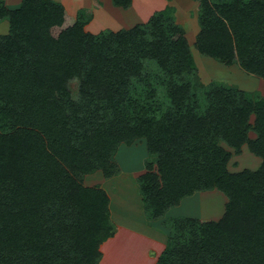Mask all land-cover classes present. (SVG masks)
<instances>
[{
  "label": "trees",
  "instance_id": "1",
  "mask_svg": "<svg viewBox=\"0 0 264 264\" xmlns=\"http://www.w3.org/2000/svg\"><path fill=\"white\" fill-rule=\"evenodd\" d=\"M191 1L196 51L264 81V0ZM175 11L94 34L54 0H0V264H99L116 229L84 178L118 175L119 146L141 139L147 222L195 193L226 198L218 219L164 220L155 264H264V96L201 83ZM243 145L261 163L231 172Z\"/></svg>",
  "mask_w": 264,
  "mask_h": 264
},
{
  "label": "rangeland",
  "instance_id": "2",
  "mask_svg": "<svg viewBox=\"0 0 264 264\" xmlns=\"http://www.w3.org/2000/svg\"><path fill=\"white\" fill-rule=\"evenodd\" d=\"M54 1L61 3L66 12L74 18L78 14H82L85 18H90L89 22L84 26V30L94 34L105 29L118 31L120 29L130 28L137 23H144L153 13L164 9L169 4L174 5L176 9L174 13L175 22L185 29V37L190 45V49L197 65L199 81L203 84L217 81L227 86H233L238 90L258 93L260 96H264V81L262 79L246 74L235 64L232 66H225L214 59L200 55L196 51L193 44L198 32L197 11L190 0H132L131 6L127 9L113 6L112 0ZM4 2L10 8H15L19 6L21 0H4ZM6 32L7 24L0 22V34H5ZM78 85L79 83L77 80H72L68 84L69 90L74 99L78 96ZM251 137H253V134H251ZM223 146L228 148L225 145ZM229 150L233 151L230 148ZM147 159H149V156L146 151L144 139L135 141L131 146H125L122 144L119 146L115 155V161L120 169L118 175H116L118 176L116 180L117 187H115L112 192L106 186L110 191L113 200L111 209L112 212H114V216L123 220L124 225H128L126 222H130L129 224L138 230L136 234L139 235L141 247H138L135 250L139 252V256L141 252H144L141 251L144 250V247L142 249V246L146 245V241L148 240L153 239L152 243L155 242V239L159 241L163 240V245L165 246L168 229L163 225V221L170 218V216H173L167 212L164 218L148 222V224H151L152 222L157 223L156 225L158 227L156 228H152V225L149 227L148 224L142 226V222L140 223V221H142L140 220V194L138 192L136 177L143 173L144 163ZM260 163L261 159L254 156L248 148L243 145L239 155H232L227 164V168L231 172L241 171L243 169L256 170ZM104 182L105 180L100 179L98 175L93 174L85 177L83 183L88 186L98 184L102 187ZM137 197L138 200H135ZM225 202L226 198L224 195L215 190L200 195L195 194L194 196H191L189 200L183 202L180 212L178 211L176 213L185 217L203 218L201 220H214L222 215ZM127 211L131 214L129 215ZM125 217L128 220L125 219ZM157 248L158 247L154 250H158ZM119 251L121 252V250ZM122 253L123 254L119 256L120 258L124 256L128 262L129 260L133 262L134 257H132L129 252L124 250Z\"/></svg>",
  "mask_w": 264,
  "mask_h": 264
},
{
  "label": "crops",
  "instance_id": "3",
  "mask_svg": "<svg viewBox=\"0 0 264 264\" xmlns=\"http://www.w3.org/2000/svg\"><path fill=\"white\" fill-rule=\"evenodd\" d=\"M117 178H118V176H114V177H112L110 179L105 180V182L102 184V187L104 188V190L106 191V193H107V195L109 197L110 219L114 223L116 231H115V234H114L113 237L107 239L100 246V250L102 252V258L100 260V264H133V263L134 264H155L158 255L162 252V250L165 247L163 245L164 244L163 240L159 241V240L155 239L154 243H152L153 239L152 240H148L149 242L146 241L147 244L142 246V249L144 247V250H141V251H144L145 253L141 252L140 256H139V252H137L135 250L138 247H141L140 246L141 243L139 242L140 241L139 240V235L136 234V232L138 230L136 228L132 227L129 224L130 222L129 223L126 222V224H128V225H124L123 220L118 219L117 216H114V212H112L111 208H112L113 200H112V197L110 195V191L113 192V189H115V187H117V181H116ZM106 186L110 189V191L108 190V188ZM209 192H213V191H209ZM202 193H205V192L195 193V194L200 195ZM190 198L191 197L183 199L181 201L180 205H178L177 207H173L170 210H168V213L173 215V216H170V218L171 217L180 216V214H178L176 212H178V211L180 212V208L182 207L183 202H186ZM136 199L138 200V197L135 198V200ZM139 199L141 201V197ZM140 201H139V206L141 208V210H140V212H141V217L140 218L141 219L140 220H142V221H140V223L142 222V226L143 225L145 226V224H148V222L144 218L143 209H142V203L140 204ZM127 213H129V215L131 214L129 211H127ZM125 219H127V218L125 217ZM201 219H203V218H201ZM211 219H214V218H211ZM134 222H135V220H134ZM156 224L157 223H153L152 222L151 224H148V225H149V227H150V225H152L151 226L152 228H156V227H158ZM161 241H162V243H161ZM156 247H158L157 248L158 250H154ZM119 250H121V252ZM124 250L126 252H129L130 255L132 257H134L133 262H131L130 260L128 262L124 258V256L121 257V258L119 257L121 254H123L122 251H124ZM131 253H133V254H131Z\"/></svg>",
  "mask_w": 264,
  "mask_h": 264
}]
</instances>
